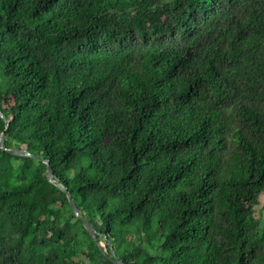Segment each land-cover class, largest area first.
<instances>
[{"label": "trees", "instance_id": "16d2710c", "mask_svg": "<svg viewBox=\"0 0 264 264\" xmlns=\"http://www.w3.org/2000/svg\"><path fill=\"white\" fill-rule=\"evenodd\" d=\"M0 111V264H264V0H0Z\"/></svg>", "mask_w": 264, "mask_h": 264}, {"label": "water", "instance_id": "95a60500", "mask_svg": "<svg viewBox=\"0 0 264 264\" xmlns=\"http://www.w3.org/2000/svg\"><path fill=\"white\" fill-rule=\"evenodd\" d=\"M0 116L3 118V120L5 121V124H6L5 130L0 135V147L12 155L30 156V157H33L35 159L47 162L46 175H47L48 180L50 182L54 183L55 185H57L58 187H60L61 189H63L64 191H66L73 212L83 222L84 226L87 228L89 233L93 236V238L96 239L97 230L95 229L93 224L90 221H88L82 215L80 208L77 206L75 200L72 198V196H71L70 192L67 190V188H65L60 183V181L57 178H55L53 168L50 165V161L48 159L45 160L44 157H42L40 155L30 153L26 148H7V147H5L4 143H5L6 131L9 128L10 121L4 116V114L1 111H0ZM110 245L112 246L111 242H110ZM110 258L112 259V261L115 264H125L122 260L117 258V255L115 253H113V256Z\"/></svg>", "mask_w": 264, "mask_h": 264}, {"label": "rangeland", "instance_id": "374dc122", "mask_svg": "<svg viewBox=\"0 0 264 264\" xmlns=\"http://www.w3.org/2000/svg\"><path fill=\"white\" fill-rule=\"evenodd\" d=\"M262 202H264V196L261 197Z\"/></svg>", "mask_w": 264, "mask_h": 264}]
</instances>
